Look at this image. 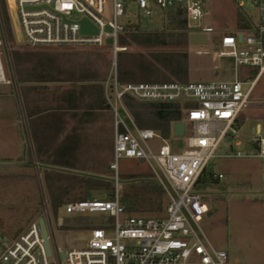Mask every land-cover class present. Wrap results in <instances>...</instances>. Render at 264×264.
<instances>
[{
  "label": "built area",
  "instance_id": "built-area-1",
  "mask_svg": "<svg viewBox=\"0 0 264 264\" xmlns=\"http://www.w3.org/2000/svg\"><path fill=\"white\" fill-rule=\"evenodd\" d=\"M212 0H112L111 12L107 0H14L23 43L31 48L104 46L113 41V60L107 85L113 93L108 97L114 116V198L107 201H75L67 203L68 214L108 213L113 224L93 227L85 248L56 250L48 256L38 222L13 241L0 237V264H226L228 254L210 243L200 223L210 210L203 193L204 176L210 163L220 158L218 151L227 137L238 133L243 111L248 107L257 82L264 76V0H232L240 9L245 4L259 12L257 24L245 29L222 31L221 48L234 60L236 78L233 81L188 83H140L121 85L118 80V54L127 51L119 39L141 26V18L162 17L183 11L189 34L216 32L204 26L205 18L213 12ZM134 13V14H133ZM78 15L77 19L72 16ZM135 17L137 22L120 21ZM87 20L98 29L97 34L82 32ZM242 35L241 41L239 36ZM2 46V42H0ZM251 68L255 77L245 91L239 68ZM252 74L250 75L251 78ZM139 103L178 104L182 121L190 125L187 148L176 152L170 139L162 138L151 129H141L127 109L123 97ZM123 112V115L121 113ZM162 141L158 153L149 142ZM257 154L238 151L224 158L258 157L264 160V136L251 138ZM240 143H237L239 145ZM121 159L144 160L156 182L163 188L168 205L162 217H125L120 202L119 162ZM222 180L223 174H214ZM264 192V166L261 172ZM65 253L64 260L61 253ZM56 259L51 262V259Z\"/></svg>",
  "mask_w": 264,
  "mask_h": 264
},
{
  "label": "rangeland",
  "instance_id": "rangeland-1",
  "mask_svg": "<svg viewBox=\"0 0 264 264\" xmlns=\"http://www.w3.org/2000/svg\"><path fill=\"white\" fill-rule=\"evenodd\" d=\"M107 7L111 12L112 0H107ZM208 8L212 10L213 14L211 17L205 18L203 25L205 27L212 26L216 30L210 36L209 44L197 46L188 43L184 48L176 49L183 50L188 54V81H233L236 78L234 60L221 55L223 49L220 46V33L225 30L237 29L239 14L245 15L257 24L259 12L249 4H245L240 9L232 0H212L208 3ZM172 17L169 14L162 17V14L157 13L152 18H141V29L149 32H175ZM72 18L77 19L78 15L74 14ZM120 21L126 24L128 21L138 22L139 19L121 17ZM0 40L2 42L0 47L1 59L4 63L5 73L10 75L12 74L13 54L19 52L18 54L22 56V59L24 57L20 51L40 52L49 55L51 61L58 60L59 65L63 67L60 77L64 79L68 78V72L84 70L87 67L88 59H95L94 52L107 53L108 60L110 62L113 60V41L111 39H107L105 45L101 47L31 48L21 43L7 0H0ZM128 50L148 53L146 49L128 47ZM26 58L24 57V59ZM43 61L47 60L44 59ZM252 71L248 67L239 68V77L245 83L243 86L245 91L249 88V82L253 78H250ZM52 72L57 74L56 70ZM4 102L0 101V113L7 111ZM121 113L123 115L122 111ZM4 124L5 122L0 120V160L6 156L5 132H2ZM190 135V125L187 124L183 136H172L170 141L173 146L177 147L176 152H181L187 148V138ZM256 136H264V76L258 81L251 94L248 107L243 111L242 125L238 133L223 141L218 151L221 157L213 160L209 165V170L213 174H223L224 178L202 188L210 212L205 215L200 225L213 247L227 252L226 264H264V192L261 177L264 160L258 157H223L228 154L235 155L238 151L245 155H256L257 150L250 143L251 138ZM237 143L240 144L237 145ZM149 144L156 153L163 145L159 139L150 141ZM11 174V167L0 164V237H4L7 241L15 240L27 231L37 218L45 217L54 251L64 250L68 252L69 250L85 248L91 235L90 230L93 227L105 223H114V219L110 218L108 213L68 214L65 210L67 202H62L57 206H55V202L52 204L44 202L39 190L33 191L35 185L29 180L20 182L17 179H12ZM143 174L152 175L153 177L150 179L156 182L149 165L144 160L121 159L119 162L120 193L122 194V190L128 189L132 185L143 182L144 178L141 177ZM130 175L137 177L127 179L126 176ZM114 176L113 172L111 188L103 191L91 201H107L114 198ZM168 203L165 194V209ZM164 214L165 210L158 214L145 212L134 216L153 217ZM125 217L130 216L125 214L123 218ZM67 225L74 227L68 228ZM55 260V258L51 259V262Z\"/></svg>",
  "mask_w": 264,
  "mask_h": 264
},
{
  "label": "crops",
  "instance_id": "crops-1",
  "mask_svg": "<svg viewBox=\"0 0 264 264\" xmlns=\"http://www.w3.org/2000/svg\"><path fill=\"white\" fill-rule=\"evenodd\" d=\"M59 64L51 61L52 70L62 69ZM29 67L25 60L16 59L11 62L12 74H6L0 51V101L7 106L0 113L6 145L0 164L12 168V179L35 185L33 191L39 190L44 202L91 201L113 185L115 127L108 100L113 96L107 85L109 75L104 83L108 107L95 108L83 104L92 98L80 89L92 83L61 82L56 73L47 80L40 75L31 80ZM72 89L74 98L64 94ZM62 97L84 106L62 107Z\"/></svg>",
  "mask_w": 264,
  "mask_h": 264
},
{
  "label": "trees",
  "instance_id": "trees-1",
  "mask_svg": "<svg viewBox=\"0 0 264 264\" xmlns=\"http://www.w3.org/2000/svg\"><path fill=\"white\" fill-rule=\"evenodd\" d=\"M172 20L175 26V32L145 31L141 26L136 30H130L122 35L119 39L123 48L146 49L148 53L141 51H125L118 54L119 74L118 80L121 85L140 84V83H188L189 76V57L187 52L177 50L184 48L189 43V32L187 18L183 11L171 12ZM238 29H245L250 23L242 15H238ZM176 50H175V49ZM95 59H88L87 67L81 72H68V78L59 77L61 82L72 83H92L84 84L80 87L81 92L91 99L89 104L83 103L89 107H108L105 99V85L109 72L110 60L107 53L94 52ZM76 55L79 56L78 53ZM94 55V54H93ZM89 56V55H88ZM24 57H27L24 59ZM23 59L30 64L27 75L31 80L48 79L52 75V66L49 55L40 52H29L24 54ZM13 59H22L18 53L13 54ZM39 59V60H38ZM47 61H43V60ZM45 66V68H43ZM43 70H42V69ZM57 75L62 74V69H56ZM78 72V73H76ZM252 73L251 77H255ZM252 78V79H253ZM81 93V94H82ZM65 95H71L74 98V90L65 91ZM67 98L62 97L61 106L69 109L84 106L82 103L65 102ZM73 100V99H72ZM123 101L141 129H151L159 133L164 139H171L174 135V124L182 121V110L178 104H156V103H139L124 96ZM242 120L238 125L241 128ZM211 170H207L204 176L202 188L209 184L216 183ZM136 175L126 176L127 179L136 178ZM139 177V176H138ZM143 182L130 186L120 193V202L125 208L126 214L130 217L145 212L162 213L165 210V192L163 188L150 178L152 175L141 176ZM146 178V179H145ZM62 202H55V206ZM155 218L162 216H153ZM150 218V217H148ZM81 219V218H80ZM72 228L74 226H66Z\"/></svg>",
  "mask_w": 264,
  "mask_h": 264
},
{
  "label": "water",
  "instance_id": "water-1",
  "mask_svg": "<svg viewBox=\"0 0 264 264\" xmlns=\"http://www.w3.org/2000/svg\"><path fill=\"white\" fill-rule=\"evenodd\" d=\"M9 4V8L11 11V15L13 20L15 21L16 24V30L18 34V39L21 43H23L22 40V35L20 31V26L16 14V9L14 5V0H7ZM82 32L86 34H97L98 29L91 25L87 20L82 21ZM242 35L239 36V41H241ZM189 44L190 45H197V46H205L208 44V36L206 34H190L189 35ZM185 134V124L183 122H178L174 124V135L176 136H183ZM40 230H41V235L44 240V244L46 247V251L48 256L52 255V243H51V236L48 228L47 221L45 217H40L38 220ZM65 258V253H61V259L64 260Z\"/></svg>",
  "mask_w": 264,
  "mask_h": 264
}]
</instances>
